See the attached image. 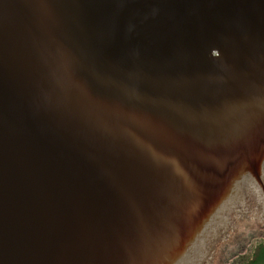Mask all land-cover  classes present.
I'll use <instances>...</instances> for the list:
<instances>
[{"label": "water", "instance_id": "1", "mask_svg": "<svg viewBox=\"0 0 264 264\" xmlns=\"http://www.w3.org/2000/svg\"><path fill=\"white\" fill-rule=\"evenodd\" d=\"M244 234L264 0H0V264H219Z\"/></svg>", "mask_w": 264, "mask_h": 264}, {"label": "trees", "instance_id": "2", "mask_svg": "<svg viewBox=\"0 0 264 264\" xmlns=\"http://www.w3.org/2000/svg\"><path fill=\"white\" fill-rule=\"evenodd\" d=\"M232 227L229 231L235 229V224L232 223ZM228 231V235L229 232ZM244 242H241L240 239H232V243L236 244L234 251L228 252V254L222 257L219 264H264V240L258 239L254 240L250 235V240L245 239L247 236L244 234ZM229 237H226V239ZM245 255L239 256L238 258H232L229 260L230 255L242 254ZM229 260V261H228Z\"/></svg>", "mask_w": 264, "mask_h": 264}, {"label": "rangeland", "instance_id": "3", "mask_svg": "<svg viewBox=\"0 0 264 264\" xmlns=\"http://www.w3.org/2000/svg\"><path fill=\"white\" fill-rule=\"evenodd\" d=\"M242 255H245V253H242L241 255L240 254H237V255H235L233 258H238L239 256H242Z\"/></svg>", "mask_w": 264, "mask_h": 264}]
</instances>
